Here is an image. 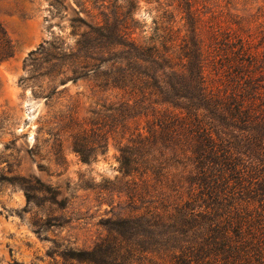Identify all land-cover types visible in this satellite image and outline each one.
Here are the masks:
<instances>
[{"label":"rangeland","instance_id":"rangeland-1","mask_svg":"<svg viewBox=\"0 0 264 264\" xmlns=\"http://www.w3.org/2000/svg\"><path fill=\"white\" fill-rule=\"evenodd\" d=\"M217 20L259 54L264 108V0H0L13 51L0 63V264H87L70 255L118 235L160 241L132 219L162 181L144 163L154 148L136 146L159 116L121 89L122 35L210 44Z\"/></svg>","mask_w":264,"mask_h":264},{"label":"trees","instance_id":"trees-1","mask_svg":"<svg viewBox=\"0 0 264 264\" xmlns=\"http://www.w3.org/2000/svg\"><path fill=\"white\" fill-rule=\"evenodd\" d=\"M211 26L210 44L158 29L141 42L133 33L122 35L131 67L118 71L121 89L133 107H153L159 116L151 139L136 146L154 148L144 163L162 181L132 219L160 241L139 246L118 235L70 258L87 264H264L259 54L228 25L217 20ZM192 27L189 32L198 34ZM12 55L0 28V63Z\"/></svg>","mask_w":264,"mask_h":264}]
</instances>
